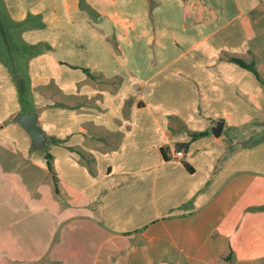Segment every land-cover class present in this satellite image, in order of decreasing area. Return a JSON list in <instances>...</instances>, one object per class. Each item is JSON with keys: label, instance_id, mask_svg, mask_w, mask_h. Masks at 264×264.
I'll list each match as a JSON object with an SVG mask.
<instances>
[{"label": "crops", "instance_id": "crops-1", "mask_svg": "<svg viewBox=\"0 0 264 264\" xmlns=\"http://www.w3.org/2000/svg\"><path fill=\"white\" fill-rule=\"evenodd\" d=\"M3 4L48 46L27 61L24 110L48 144L12 121L0 59V249L48 234L24 264H264V82L228 59L257 54L264 0Z\"/></svg>", "mask_w": 264, "mask_h": 264}, {"label": "trees", "instance_id": "trees-1", "mask_svg": "<svg viewBox=\"0 0 264 264\" xmlns=\"http://www.w3.org/2000/svg\"><path fill=\"white\" fill-rule=\"evenodd\" d=\"M31 18L32 16H28L22 21H14L10 19L5 10L3 0H0V59L11 70L12 77L16 84L19 101L23 110L31 109L29 77L26 69L27 61L32 56L42 52L45 48H48V46L42 43L28 44L20 39L19 34L21 30L30 26L31 23L29 21ZM228 59L231 62L250 70L257 79L263 81L255 63L252 60L245 61L244 59L236 56H228ZM198 134H203V132H199ZM259 139L260 137L255 138L256 141ZM52 142L55 143L58 141L52 138ZM161 152L164 156V150L162 148ZM45 159L48 169L52 170L51 155L46 153ZM186 167L189 168L188 166Z\"/></svg>", "mask_w": 264, "mask_h": 264}, {"label": "rangeland", "instance_id": "rangeland-1", "mask_svg": "<svg viewBox=\"0 0 264 264\" xmlns=\"http://www.w3.org/2000/svg\"><path fill=\"white\" fill-rule=\"evenodd\" d=\"M242 7H245L246 4L245 3H241ZM255 16L259 15L258 11H255ZM260 20L257 21L256 29H255V38H253V40L251 41V46L257 50V54H250L249 56H245V61H253L256 65V67H260L261 68V75H262V79L264 82V16L259 18ZM47 144L42 147V148H35V151H41L44 150L46 151L47 149ZM33 208V207H32ZM5 219V217H4ZM36 219L32 218V226L36 225L33 221H35ZM2 223H5V220L2 221ZM12 228H8L6 231L11 230ZM1 230V228H0ZM5 231V232H6ZM17 240V239H16ZM51 237L48 236V234H46L44 236V234H42V237L39 241H37L36 243L32 244L29 247H23L21 245V247H19L18 243L15 244V247L12 251H7V250H3L0 249V264H24L23 261V257H31L34 255H38L40 254V251L46 249L47 247L50 246L48 242H50ZM8 255H10V258L7 257Z\"/></svg>", "mask_w": 264, "mask_h": 264}, {"label": "water", "instance_id": "water-1", "mask_svg": "<svg viewBox=\"0 0 264 264\" xmlns=\"http://www.w3.org/2000/svg\"><path fill=\"white\" fill-rule=\"evenodd\" d=\"M12 121L18 124L28 135L32 148H42L47 143V136L38 124V113L36 111H17ZM222 121H216L211 128V133L218 136L222 129Z\"/></svg>", "mask_w": 264, "mask_h": 264}, {"label": "built area", "instance_id": "built-area-1", "mask_svg": "<svg viewBox=\"0 0 264 264\" xmlns=\"http://www.w3.org/2000/svg\"><path fill=\"white\" fill-rule=\"evenodd\" d=\"M172 155L175 158H181L183 156V151L181 149L174 150Z\"/></svg>", "mask_w": 264, "mask_h": 264}]
</instances>
